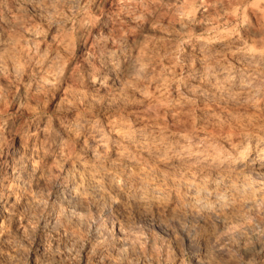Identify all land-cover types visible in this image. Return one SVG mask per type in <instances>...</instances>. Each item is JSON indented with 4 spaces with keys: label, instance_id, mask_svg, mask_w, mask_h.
Returning a JSON list of instances; mask_svg holds the SVG:
<instances>
[{
    "label": "clouds",
    "instance_id": "1",
    "mask_svg": "<svg viewBox=\"0 0 264 264\" xmlns=\"http://www.w3.org/2000/svg\"><path fill=\"white\" fill-rule=\"evenodd\" d=\"M0 264H264V0H0Z\"/></svg>",
    "mask_w": 264,
    "mask_h": 264
}]
</instances>
